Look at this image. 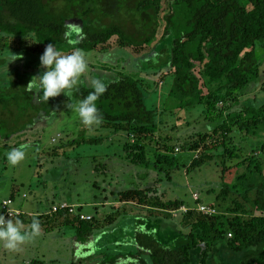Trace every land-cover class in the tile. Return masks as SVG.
Instances as JSON below:
<instances>
[{
	"label": "trees",
	"instance_id": "16d2710c",
	"mask_svg": "<svg viewBox=\"0 0 264 264\" xmlns=\"http://www.w3.org/2000/svg\"><path fill=\"white\" fill-rule=\"evenodd\" d=\"M46 3L47 0H0V142L6 143L4 149L21 146L20 142L14 145L7 142L21 139L54 112L55 101H44L38 89L27 90L31 80L41 75L40 57L49 43L55 44L62 54L76 49L84 53L99 49L105 52L116 38L123 49L132 46L139 50L150 46L163 26L161 39L154 48L157 51L154 56L158 54L156 62L146 57L141 59V69L135 63L133 69L161 76L163 85H170V94L181 101L182 108L197 102L206 108L207 121L221 122L211 134H201L195 142L185 144L183 153L197 155L190 171L218 159L223 188L209 204L215 211L212 215L199 208L183 211L184 201H166L157 189L119 193V206L131 204L156 211L152 213L155 218L160 212H182L184 229L172 244H165L156 230L147 231L149 220L145 216L133 217L131 253L116 255L101 264H119L121 259L128 264H210L211 254L219 244L226 246L232 255H241L242 264H264V143L257 148L260 158L253 150L242 160L237 147L232 145L237 133L252 137L264 133V105L233 111L242 102L241 94L247 93L260 78L264 0H140L135 9L137 15L151 18L138 26L144 29L140 32L142 36L135 37L117 25L91 26L83 15V38L76 49L64 36L67 17ZM9 53L18 56L11 64L12 56L5 57ZM196 69L201 70L202 80L208 79L206 86H214L215 90L205 94L206 87L195 74ZM135 77L123 73L108 83L107 92L97 102L104 118L101 127L136 138L135 144L129 141L126 145L128 159L134 166L156 170L164 163L174 167L178 161L173 157L175 147L159 137L160 113L146 106L147 88L143 80ZM91 91L90 87H82L74 92L73 99L80 101ZM223 103L226 107L219 108ZM150 141L157 146H147ZM101 143L85 139L78 145ZM233 162L235 165L230 166ZM19 195L16 188L10 198L15 207ZM46 210L40 216L48 219L41 222V231L49 234L65 228L75 232L72 261L84 251L96 250L99 222L82 220L81 214L72 215L70 209L48 216ZM27 218L25 214L12 220L27 223ZM128 219L122 216L120 223ZM91 240L94 242L91 248L84 249ZM79 245L83 249L78 251ZM107 247L111 249V245Z\"/></svg>",
	"mask_w": 264,
	"mask_h": 264
},
{
	"label": "rangeland",
	"instance_id": "374dc122",
	"mask_svg": "<svg viewBox=\"0 0 264 264\" xmlns=\"http://www.w3.org/2000/svg\"><path fill=\"white\" fill-rule=\"evenodd\" d=\"M139 1L47 0L46 5L67 17L69 24L83 26L84 15L87 17L85 22H89L91 26L117 25L125 27L135 37H140L142 36L140 32L144 29L138 26L151 18L147 15L144 17L137 15L135 9ZM162 34L163 26L159 28L157 39L150 46H144L139 50L132 46L123 49L115 38L105 52L100 49L91 53L83 52L89 69L81 84L73 90V94L82 87L91 88L93 79H101L108 84L119 74L125 73L143 80L144 88H147L146 106L160 113L161 127L158 136L167 139L175 147L173 157L178 160L177 164L172 167L160 163L156 170L134 166L128 159L126 145L129 141L135 144L136 138L101 126L89 131L81 123L78 113L66 108V104L74 105L78 102L73 99V95L70 98L64 95L53 98L55 106L51 117L41 121L21 139L14 138L7 142L9 145L20 142L29 146L25 159L19 165L12 166L8 163L5 153L9 150L4 149L6 143L0 142V211L2 203L10 199L13 191L19 188L20 195L17 197L16 206L24 203L23 209L25 213L27 212L28 218L25 220L27 223L22 224L24 231L30 232V225L34 219L45 223L48 220L40 217L45 209L48 216L53 214L55 206L69 205L72 215H85L92 218L89 221L99 222L96 250L84 251L77 255L75 262L72 261L71 244L75 232L61 228L49 234L41 231L38 236L29 239L15 251L0 245V264H25L26 260H29L30 264L35 262L46 264V261H49V264L53 261L56 264H101L102 261L116 255L131 253V248L134 247L132 218L140 215L149 220L147 231L156 230L161 241L172 244L179 237L180 230L184 229L181 224L182 212H160L161 214L155 218L152 213L156 211L141 209L131 204L119 206V193L135 189H157L166 201H184L186 206L183 211L190 208H209V204L221 193L223 183L220 161L217 159V163L213 162L199 170L190 171L197 155L194 157L193 154L183 153L185 144L195 142L201 134H211L221 122L214 124L207 121L206 108L197 102H191V106L182 108L181 101L170 94V85H163L161 76L153 77L147 72L137 73L133 69L134 63L141 69V59L145 60L146 57L156 62L158 54L154 56V52H157L154 48ZM11 56L12 53H9L5 57ZM260 61L262 67L259 80L247 93L241 94L242 102L234 107V112L241 111L245 106L264 105V52ZM37 66L40 67L39 64ZM44 71L46 69H40L41 75ZM195 74L205 85V94L210 89L215 90L214 86H210L211 88L206 86L209 81L202 80L201 70L196 69ZM218 107L226 106L223 103ZM85 139L100 140L102 143L79 146L78 143ZM234 140L232 145L237 147L239 160L248 158L253 150V154L258 158L262 156L257 148L264 143V133L257 137L237 133ZM146 145L155 148L157 143L150 141ZM235 162L230 163V166L235 165ZM242 169L244 167L240 172L244 171ZM122 216L129 219L121 224ZM93 244L91 240L83 248L89 249ZM107 245H111V249ZM83 248L80 245L77 247L78 251ZM119 264L128 262L121 259ZM210 264H242V256L232 255L226 246L219 244L211 254Z\"/></svg>",
	"mask_w": 264,
	"mask_h": 264
},
{
	"label": "clouds",
	"instance_id": "9594fccd",
	"mask_svg": "<svg viewBox=\"0 0 264 264\" xmlns=\"http://www.w3.org/2000/svg\"><path fill=\"white\" fill-rule=\"evenodd\" d=\"M82 29L80 25L69 23L66 25L64 36L73 49H76V45L83 38ZM16 57L18 56L12 54L10 64L17 60ZM40 61L41 67L46 71L34 77L28 84L27 90L39 89L43 100L47 102L61 95L72 97L73 90L81 84L82 78L89 69L85 54L81 50L76 49L69 54H62L53 43L47 45ZM108 86L101 79H93L92 91L84 99L74 105L66 104V108L78 113L81 123L89 131L99 128L103 123L104 118L97 107V102L107 92ZM28 147L25 144L7 151L5 156L8 163L12 166L19 165L25 159ZM30 229V232H25L21 221L6 219L0 215V245L11 251L18 250L26 241L40 234V220L34 219Z\"/></svg>",
	"mask_w": 264,
	"mask_h": 264
},
{
	"label": "built area",
	"instance_id": "2783aa9c",
	"mask_svg": "<svg viewBox=\"0 0 264 264\" xmlns=\"http://www.w3.org/2000/svg\"><path fill=\"white\" fill-rule=\"evenodd\" d=\"M196 200H198V197H196ZM71 206L69 205H58L55 206L53 209V213H58L60 211H66L70 208ZM199 210L205 214H209L212 215L215 213V211H213L210 208H206V207H200ZM24 213L23 211L18 207H15V203L13 200L8 199L5 200L2 205H1V215H3L6 219H13V218H17L22 216ZM82 220L85 221H89L90 219H92L91 217H87L85 215L81 216Z\"/></svg>",
	"mask_w": 264,
	"mask_h": 264
},
{
	"label": "crops",
	"instance_id": "0c3cea01",
	"mask_svg": "<svg viewBox=\"0 0 264 264\" xmlns=\"http://www.w3.org/2000/svg\"><path fill=\"white\" fill-rule=\"evenodd\" d=\"M20 208H21V210L25 213V211H24V209H23V207H24V203L23 202H21L20 203V206H19ZM39 211H41V210H39ZM27 213V212H26ZM25 213V214H26ZM28 214H30L31 216L33 215L32 213H28ZM27 215V214H26ZM73 238V237H72ZM71 246H72V244H71ZM34 261H32V263H33ZM24 263L25 264H30V262H29V260H26V261H24ZM36 263V262H35ZM35 263H33V264H35ZM50 262L49 261H46V264H49ZM52 264H56L55 263V261H53V263Z\"/></svg>",
	"mask_w": 264,
	"mask_h": 264
}]
</instances>
